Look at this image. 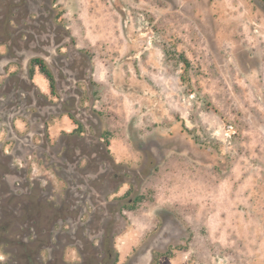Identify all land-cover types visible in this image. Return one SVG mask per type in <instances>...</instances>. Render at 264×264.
Segmentation results:
<instances>
[{
	"label": "rangeland",
	"instance_id": "374dc122",
	"mask_svg": "<svg viewBox=\"0 0 264 264\" xmlns=\"http://www.w3.org/2000/svg\"><path fill=\"white\" fill-rule=\"evenodd\" d=\"M11 4L9 13L0 0L7 161L27 162V178L59 193L35 134L44 109L51 137L71 124L55 116L59 100L38 69L29 79L41 56L20 50L34 31L56 32L70 41L42 57L58 69L63 97L72 86L85 111L90 93L111 157L138 183L114 226L116 264H264V0ZM8 118L29 140L8 139ZM12 251L0 247V264Z\"/></svg>",
	"mask_w": 264,
	"mask_h": 264
},
{
	"label": "flooded vegetation",
	"instance_id": "af4514ba",
	"mask_svg": "<svg viewBox=\"0 0 264 264\" xmlns=\"http://www.w3.org/2000/svg\"><path fill=\"white\" fill-rule=\"evenodd\" d=\"M4 2L11 13L13 0ZM33 35L29 42H22L20 50L41 56H34L30 61L41 58L46 62L54 77L55 95L59 100L54 114L58 118L66 117L71 128H60L58 134L51 137L48 126L51 112L44 109L45 116L35 134L39 136L38 146L33 142L38 147L37 156L49 160L53 167L59 193L27 178L28 163L8 162L0 146V247L16 249L8 264H116L114 226L118 215L134 203V198L126 201L125 196L132 189L137 190L138 183L134 180L130 187L126 169L111 157L107 135L93 111L90 93L88 110L80 111L82 97L70 91L72 86L69 85L65 86V94L70 93V99H65L59 89L58 69L52 70L48 57H42L44 51L60 49L70 39L57 40L56 32L45 34L42 39L35 31ZM68 72L69 80L75 85L83 81L84 78ZM6 109L0 112V125ZM6 132L8 139L29 140V132L24 134L26 137H18L19 131L11 118L7 120ZM125 185L128 186L126 190L120 192ZM133 264H141V261Z\"/></svg>",
	"mask_w": 264,
	"mask_h": 264
},
{
	"label": "trees",
	"instance_id": "16d2710c",
	"mask_svg": "<svg viewBox=\"0 0 264 264\" xmlns=\"http://www.w3.org/2000/svg\"><path fill=\"white\" fill-rule=\"evenodd\" d=\"M36 69H38L39 73L50 82L49 84L52 88V92L55 94L56 86L54 77L43 59L34 58L30 61L29 76L31 79L34 77Z\"/></svg>",
	"mask_w": 264,
	"mask_h": 264
}]
</instances>
